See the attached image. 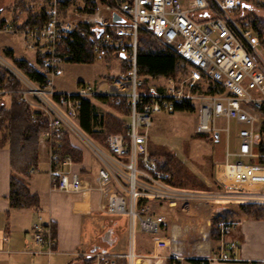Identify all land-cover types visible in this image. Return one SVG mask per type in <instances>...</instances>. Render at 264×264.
<instances>
[{
	"label": "built area",
	"instance_id": "built-area-1",
	"mask_svg": "<svg viewBox=\"0 0 264 264\" xmlns=\"http://www.w3.org/2000/svg\"><path fill=\"white\" fill-rule=\"evenodd\" d=\"M45 20L42 24L21 26L0 20V35L19 34L25 46L37 51V67L44 81L37 82L22 72L14 62L0 56V65L20 83V99L48 118V130L41 133V149L48 152V173L53 190L78 193L91 190L76 164L61 151L64 133L79 137L98 159L101 167L96 189L106 195L101 211L128 218L129 251L127 264H134L136 226L157 233L165 225V217L156 213L153 202L178 207L179 202L194 199L198 193L177 188L170 183L169 172L160 169L151 154L150 128L155 113H173L192 106L198 116L195 132L217 140L227 137L222 167L216 171L219 185L225 191L222 200L264 205V154L259 150L264 116L263 32L255 19L263 18L264 3L257 0H130L113 10L108 4L96 7L79 20H69L60 10L61 0H43ZM105 13H107L105 15ZM124 21L114 22L113 14ZM111 16V19H109ZM76 23L90 25L99 31L92 45L96 57L124 56L128 68L108 83V90L98 92L94 85L79 82L74 90L60 91L56 78L62 74L64 57L59 49L63 40L75 30ZM152 32L155 38L176 51L187 65L184 78H164L166 84L144 86L138 66V33ZM158 81L160 78L148 76ZM206 89L212 92L205 93ZM10 93L0 83V96ZM106 96L111 102L126 100L130 110L125 133L111 134L106 145L90 140L78 123L82 100L97 102ZM232 132L236 148L231 149ZM232 159L234 161H232ZM34 172V171H33ZM142 200L149 203L140 204ZM233 220L219 223V252L214 258L230 260L238 245L227 236L234 228ZM36 245L56 251L57 239L51 224L41 217L32 226ZM1 239L8 240L2 233ZM93 264H120L118 259L95 251Z\"/></svg>",
	"mask_w": 264,
	"mask_h": 264
},
{
	"label": "crops",
	"instance_id": "crops-1",
	"mask_svg": "<svg viewBox=\"0 0 264 264\" xmlns=\"http://www.w3.org/2000/svg\"><path fill=\"white\" fill-rule=\"evenodd\" d=\"M9 13H11L10 19L0 17V20L12 21L13 13ZM3 35H0V39L5 37L6 47H3L0 41L1 48L13 50L16 58L24 59L33 67H37V51L30 50L22 44L13 43ZM119 74L121 70L109 78ZM83 151L84 161L81 164H75L74 169L83 176L86 184L93 187L91 190L78 193L53 190L48 170L47 183L43 182L44 177L34 176L37 170L32 172L28 185L31 193L39 197V207L17 209H12L9 203L12 174L10 151L8 147L0 151V264H86L84 258L95 251L106 253L110 258L125 259L124 256L129 251L130 239L128 218L125 215L114 216L101 211V204L106 200V195L96 189V177L101 164L97 170H94L92 164L94 154L91 150L87 152L83 149ZM40 152L46 154L48 162V152L41 148ZM223 163L224 161L214 163L215 174ZM153 205L156 213L163 212L164 208L158 202H153ZM174 209L179 215L178 219L175 220L176 215L173 214L169 219L170 227L163 226L170 237L169 250L152 253L146 251V246L142 244L137 247L135 234L134 264H264V219L237 216L236 220L234 219L236 225L227 239L236 241L238 247L233 251L230 260H219L214 258L219 252V240L214 242L211 238L204 237L200 240L195 238L191 244H186V238L181 233L182 226L187 224L186 215L177 211L178 208ZM102 214L105 216L97 217ZM85 216H88L91 222H85ZM199 216L202 218L205 215L199 213ZM39 217L45 224L55 227L57 245L52 255L45 252H31L33 249H45L39 248L32 236V226ZM194 218L198 231L201 219ZM197 231L195 232L198 233ZM2 233L8 236L7 241L1 239Z\"/></svg>",
	"mask_w": 264,
	"mask_h": 264
},
{
	"label": "trees",
	"instance_id": "trees-1",
	"mask_svg": "<svg viewBox=\"0 0 264 264\" xmlns=\"http://www.w3.org/2000/svg\"><path fill=\"white\" fill-rule=\"evenodd\" d=\"M29 1V0H28ZM33 1V0H31ZM91 9L95 10L96 3L86 0ZM130 0H100L103 5H110L113 10L118 9L124 2ZM30 3V1H29ZM69 1L60 3V10L66 17V9ZM24 0H17L12 8L13 22L21 26L42 24L45 20V11H34ZM259 20L255 19L257 23ZM264 24V20H261ZM99 31L90 25H81L76 23L75 30L69 34L61 43L59 53L64 57V61L72 63H93L95 54L92 50L94 40ZM264 47V42H263ZM0 51L10 58L14 64L24 73L29 75L37 82L44 81L35 67L26 60L16 58L13 50L3 49ZM105 58H119L121 60V73H125L128 64L124 56L108 55ZM138 66L140 75L155 76L159 78H177L180 73H185L182 66L183 59L171 47L164 45L159 39L155 38L152 32L141 29L138 33ZM113 78H110L111 81ZM0 83L10 93L0 96V151L8 147L10 151V195L9 203L12 209L17 208H38L40 201L36 194H32L28 185V180L32 177V172L37 171L40 163V143L39 138L42 132L48 130L47 116L37 110H33L25 101L21 100L18 91L21 89V83L12 76L6 69L0 65ZM205 93L212 92V89H206ZM97 100L107 105L110 110L103 111L91 100H82L79 109L78 123L82 131L88 134L98 145L105 146L107 137L111 134L125 133L128 129L127 118L130 110L126 100L111 102L106 96H98ZM178 111L196 112L192 106H185ZM61 151L64 155L73 158L76 164L84 161V151L77 145L74 138L68 133H64L61 142ZM150 152L157 158L160 169L169 172L170 183L173 186L185 187L188 185L202 186V184L181 164L179 159L167 147L156 148L149 144ZM259 150L264 154V116L261 124ZM264 162V160H262ZM150 200H142L140 204L149 203ZM241 214L247 218L264 219L263 204H241ZM230 216H224L220 219L230 217L235 219L236 212H230ZM215 219L211 226V235L214 242L218 241ZM55 235V227L53 228ZM56 237V235H55ZM86 264H93L94 257L86 256ZM120 264H127L126 259H118Z\"/></svg>",
	"mask_w": 264,
	"mask_h": 264
},
{
	"label": "rangeland",
	"instance_id": "rangeland-1",
	"mask_svg": "<svg viewBox=\"0 0 264 264\" xmlns=\"http://www.w3.org/2000/svg\"><path fill=\"white\" fill-rule=\"evenodd\" d=\"M17 0H0V17L1 18H11L12 8L14 7ZM30 1V3H29ZM24 0L26 4H29L34 11L40 10L43 5V0ZM69 1L70 4L66 9V18L69 20H79L83 15L89 12L91 5L88 4L86 0H61ZM96 3L97 7H102L103 4L100 0H91ZM260 3H264V0H257ZM28 5V6H29ZM89 10V11H88ZM107 13H105L106 15ZM111 19V16H109ZM263 18H259L257 25L259 29L263 32V42H264V24H262ZM9 40L13 43L22 44L24 47L25 43L23 38L19 34H4ZM1 37V36H0ZM3 47H6L5 37L0 39ZM261 52L264 54V47L261 48ZM3 52L0 51V56L3 59L7 57L3 56ZM10 61L9 59H7ZM182 66L185 68V73H180L178 77H185L187 73V65L182 62ZM121 60L119 58H99L95 56V61L93 63H72L69 61H63L62 63V74L56 78V86L60 91L74 90L79 81L91 83L94 85L95 89L98 92H106L109 88L108 83L109 77L117 74L121 70ZM139 80L144 83V86L140 87V91L146 89V87H156L157 83L166 84L164 78H160L158 81L149 78L148 76H140ZM99 108L103 111H108L110 108L97 101L95 102ZM153 126L150 128V144L156 148L167 147L175 154L179 159L181 164L185 169L191 173L201 184L202 186L188 185L185 187L176 186L183 190L191 191L198 193V197L190 200H185L179 202L178 207H169L167 204H160L163 206L162 215L167 219L165 221V228L170 227V220L173 214L176 215L175 220L178 219L177 211L182 212L186 215V225L182 226L181 233L186 238V244H191V241L195 238L199 240L201 238H211V226L215 219H220L224 216H230V212H236L237 216H241L240 205L245 204L241 203L239 200H222L220 196L225 194L223 188L219 185L216 174H215V165L216 161L225 160V152L227 149V137L221 135L220 139L217 140L215 137H212L208 134H197L195 128L197 125L198 116L196 112L190 111H176L173 113H155L152 115ZM127 123L129 118H127ZM86 137L95 142L91 137L84 133ZM76 143L80 145L84 150L89 152L87 145L79 138L74 137ZM236 137L235 133L232 132L230 137L231 149L235 150L236 148ZM41 148V147H40ZM232 161H234L232 159ZM93 169L97 170L100 167V163L95 156H92ZM47 156L45 153H41L39 168L36 174V178L44 177L43 182L47 183V170H48ZM224 197V196H223ZM249 204V203H246ZM256 204V203H254ZM191 209V211H190ZM193 209V210H192ZM200 215H205L201 218ZM197 212V213H196ZM207 213V214H206ZM104 217L105 215H97V217ZM95 217V216H94ZM199 220V230H196L195 227V218ZM96 218V217H95ZM233 220L230 217L226 219H220L216 222L215 227L219 233V223L222 221ZM236 220V219H235ZM174 221V220H173ZM85 222H91L88 216H85ZM197 231L198 233H196ZM136 244L137 247L139 244L146 246V251L162 253L169 250L171 243L169 234L166 229L162 226L161 230L157 233L144 231L138 225L136 226L135 231ZM181 236V235H180ZM179 236V237H180ZM218 240L220 239V234H217Z\"/></svg>",
	"mask_w": 264,
	"mask_h": 264
},
{
	"label": "water",
	"instance_id": "water-1",
	"mask_svg": "<svg viewBox=\"0 0 264 264\" xmlns=\"http://www.w3.org/2000/svg\"><path fill=\"white\" fill-rule=\"evenodd\" d=\"M113 21L121 23L124 21V19L119 14L114 13L113 14ZM216 138H218V135H216Z\"/></svg>",
	"mask_w": 264,
	"mask_h": 264
}]
</instances>
